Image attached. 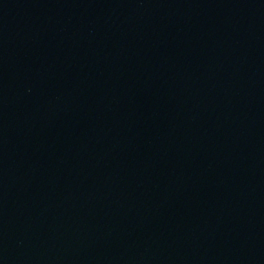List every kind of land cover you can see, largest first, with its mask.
<instances>
[{
	"label": "water",
	"instance_id": "1",
	"mask_svg": "<svg viewBox=\"0 0 264 264\" xmlns=\"http://www.w3.org/2000/svg\"><path fill=\"white\" fill-rule=\"evenodd\" d=\"M0 264H264V0H0Z\"/></svg>",
	"mask_w": 264,
	"mask_h": 264
}]
</instances>
